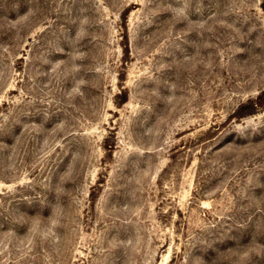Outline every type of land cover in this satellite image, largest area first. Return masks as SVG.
<instances>
[{"label": "rangeland", "instance_id": "rangeland-1", "mask_svg": "<svg viewBox=\"0 0 264 264\" xmlns=\"http://www.w3.org/2000/svg\"><path fill=\"white\" fill-rule=\"evenodd\" d=\"M0 264H264V0H0Z\"/></svg>", "mask_w": 264, "mask_h": 264}]
</instances>
